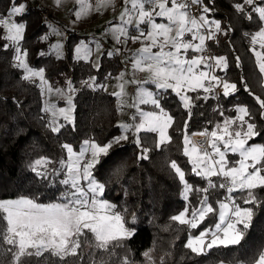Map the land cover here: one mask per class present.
<instances>
[{
	"label": "snow or ice",
	"instance_id": "obj_1",
	"mask_svg": "<svg viewBox=\"0 0 264 264\" xmlns=\"http://www.w3.org/2000/svg\"><path fill=\"white\" fill-rule=\"evenodd\" d=\"M55 2L59 6L62 0ZM76 2L81 6L75 13L77 19L82 18L86 9L93 7L87 0ZM214 2L211 0L212 4ZM115 3L116 0H96L95 10L99 12L101 8L109 7L114 10ZM123 5L119 22L115 25L110 23L105 33L110 34L115 44L122 47L114 48L106 55L124 54L123 48L129 43L141 45L126 60L131 64V78L125 79L126 72L115 77L119 91L113 95L119 100L120 111L129 107L139 112V122H135L138 117L133 115L131 119L134 123L122 122L119 127L125 133L134 134V142L141 153L138 159L144 160L148 159L151 149L142 145L139 133H156V147L159 148L171 143L168 130L175 123V118L161 107L159 94L149 91L144 85L152 84L165 91L171 89L179 97L183 108L188 110L189 117L193 97L188 92L203 90L205 95H198L197 98L206 100L213 94L216 99L221 95L229 97L239 89L236 83L215 75L217 67L227 68V58L206 54V41L218 42V34H227V31L219 20L209 18L208 14L215 9L205 4L204 0H123ZM9 6L10 13L6 11L0 14V28L5 32L3 39L16 46L15 66L23 69L25 74L22 78L34 83V78L38 77L42 92L65 97V90L53 88L45 79L44 70L30 67L28 52L21 51L20 41L24 39L26 25L13 17L22 16L26 12V4L20 0H9ZM193 6H196V12ZM233 7L249 21L254 17L258 20V30L250 34L251 50L258 72L264 74V0H240ZM158 19L160 22H157ZM52 33L62 35L55 27ZM186 36L190 38L185 39ZM43 39L47 40L48 37ZM257 44L259 50L255 47ZM51 48L57 59L64 58L62 43L53 44ZM189 50L195 55L189 57ZM93 51H101L100 42L96 43L95 50L81 42L75 47V59L89 60ZM239 60L237 56L238 66ZM93 66L99 68L98 60ZM137 73H144V79H137ZM67 83V92H74L71 81ZM85 83L91 87L95 78L90 77ZM243 83L245 91L250 93L247 82ZM128 84L136 86V94L131 102L127 99ZM254 99L259 106V116L264 121V99L260 95H255ZM67 103L68 108L57 109L54 104L44 107V111L52 115L47 127L54 133H59L64 127L58 122V115L74 124L71 114L74 105L70 95L67 96ZM142 104H151L157 110L144 112L139 108ZM235 112L234 117H226L222 123H216L213 130L205 128L191 136L187 132L188 122L183 124V154L189 157L192 173L205 180L206 187L190 184L185 179V171L176 161H171L169 165L183 185L185 201L189 200L190 193L199 194L195 205L189 202L183 211L170 219L192 230L199 228L210 216L215 218L198 235L189 232L184 247L197 255H205L213 249L240 246L253 226L255 209L264 204V198L258 195L259 190H264V143H250L257 137L264 139V127L256 123V114L248 106L237 105ZM220 115L224 116L223 111H220ZM196 135L204 139L196 142L192 139ZM127 140V134L114 137L104 144L85 140L79 152L71 144H63L61 147L66 150L67 158L59 161V172H63L65 178L59 183L65 186V191L58 202L44 204L25 196L0 199V251L11 253V264H26L29 258L39 259L45 253L57 258L60 264L68 257L74 258L75 264H84L86 253L87 264H138L127 248V241L135 235V229L127 226V210H118L116 204L103 198L105 184L98 182L93 175V169L100 163L101 157L108 156L114 145ZM230 155L234 159H229ZM52 163L49 158L41 157L30 167L38 176L47 178L50 174L48 165ZM59 172L52 169L51 174L58 175ZM213 177L217 179L214 181ZM217 189H223L224 194L217 197L214 207L209 201L211 192ZM135 222L133 215L131 223ZM117 249H124L125 254L118 255ZM143 257L147 264H155L150 251H145ZM247 264H264V250L259 252L258 257L248 260Z\"/></svg>",
	"mask_w": 264,
	"mask_h": 264
},
{
	"label": "trees",
	"instance_id": "obj_2",
	"mask_svg": "<svg viewBox=\"0 0 264 264\" xmlns=\"http://www.w3.org/2000/svg\"><path fill=\"white\" fill-rule=\"evenodd\" d=\"M236 2L240 0H215L214 4L211 0H204L205 4L215 9L208 15L219 20L227 31V34H218V42L206 41L212 56L227 58V68L217 67L215 73L236 83L239 91L229 97L221 95L219 99L213 94L206 100L197 98L198 95H205L203 90L188 92L193 97L189 117L179 97L167 90L162 103L175 118V123L169 129L172 141L157 148L156 133H139L142 145L151 149L148 159L144 160L138 159L141 153L134 142V134L125 133L119 127L115 96L100 87L122 69L117 54L108 56L105 50L100 56L99 68L94 67L90 60H77L73 57L72 41L81 35L73 32L68 34L65 41L64 58L57 59L48 51L49 37L43 39L47 32V24L43 21L47 9L32 5L22 16L15 17L26 25L20 48L28 52V64L42 68L46 79L53 85L66 87L67 82L71 81L75 89L71 93L74 124L64 122L60 132L54 133L47 127L49 121L43 108L40 87L36 81L30 83L22 78V70L15 66V51L3 39V28H0V199L25 196L44 204L60 201L65 186L59 181L65 175L59 172V161L67 158V152L61 146L71 144L77 151L85 140L104 144L114 137L127 134V141L114 145L108 156L101 157L100 163L93 169V175L98 182L105 184L103 197L116 204L118 210H127V226L135 229V235L127 241V248L138 264H147L143 257L145 251H150L155 264H238L240 261L247 264L251 258L258 257L264 249V204L255 209L253 226L240 246L213 249L205 255H197L184 247L191 230L170 219L189 202L195 205L199 199V194L190 193L189 200L185 201L183 185L169 166L171 161H176L185 171V179L194 187L207 186L205 180L192 173V165L183 154L182 128L185 121L188 122L189 135L205 128L213 130L216 123H222L226 117H234L236 106L242 104L256 114V123L264 127L258 103L254 99L255 95L264 99V78L258 72L250 35L258 30L259 23L255 17L249 21L237 13L233 7ZM9 8V0H0V14L8 12ZM237 56L240 58L239 66ZM90 77L95 78L91 87L85 83ZM245 81L250 93L245 91ZM220 111L224 116L220 115ZM250 143H264V139L257 137ZM41 157L54 162L48 165L50 174L47 178L38 176L30 167ZM229 159L234 157L230 155ZM52 169L59 174L52 175ZM216 179L213 177L214 181ZM212 192L218 197L224 194L223 189ZM258 195L264 198V190H259ZM133 215L135 224L131 223ZM117 253L122 256L125 250L117 249ZM11 260V253L0 251V264H11ZM87 261L86 253L84 264ZM26 264L60 262L45 253L39 259L29 258ZM63 264H75L74 258L68 257Z\"/></svg>",
	"mask_w": 264,
	"mask_h": 264
},
{
	"label": "rangeland",
	"instance_id": "obj_3",
	"mask_svg": "<svg viewBox=\"0 0 264 264\" xmlns=\"http://www.w3.org/2000/svg\"><path fill=\"white\" fill-rule=\"evenodd\" d=\"M21 2L26 4V9H27V7L32 6V5L42 6V7L47 9L46 13L48 14V16L44 15L43 21H45L47 24L46 36L49 37L48 51L51 52L54 56H56V54H55V51L51 48V46L53 44L58 43V42L65 45V41L68 38V34H72L73 32L81 35V37H79V38L75 37L74 40L72 41L73 42L72 53H73L74 58H75V47L77 45H79L81 42L88 44V46L90 48H92L93 50H95L97 42H100V44L102 45V42L107 41L108 39H110V45H109L110 47H112L114 49V46H117L115 44L114 40L112 39L111 35L110 34L106 35L105 33H106L107 29L109 28L110 23L112 25H115L118 23V22H115L114 20L115 19L118 20L120 12L122 11V9L124 7L123 0H116L114 10L110 7L107 9L101 8L99 12L95 10L96 0H87V3L92 4L93 7L91 10L86 9L82 18H79V19H77L75 13L80 10L81 6L79 4H77L76 0H62V2L60 3L59 6L56 4L55 0H23ZM8 12L10 13V8H9ZM209 18L213 19L210 16H209ZM13 19H15V17H13ZM157 22H160V20L158 19ZM53 27L58 29L59 32L62 33V35H54L52 33ZM3 33L5 35L4 30H3ZM44 37H45V35H44ZM196 42L198 43V41H196ZM7 44H8V46L12 47L15 51L16 46L14 44H12L11 41H7ZM140 46L141 45L139 43H132L130 45H127V49L132 48V49H134V51H136ZM255 47L257 50H259V44H257ZM112 48L109 49L108 52H111ZM103 52H104V49L102 48V46H101V51L99 53L93 51V55L89 59L92 62V64L97 60L99 62L100 56L102 55ZM63 55H65V47L63 48ZM193 55H195V53ZM14 61L16 64L17 63L16 59ZM32 68H34L36 70L42 69V68H35V67H32ZM21 70H22L23 75H24L25 73H24L23 69H21ZM121 72H125V71L123 69H121L117 74L111 76L110 80L105 82V85H104L105 90L107 92L111 93L112 95L114 92L119 91V89L117 88L118 81L115 79V77H117ZM44 75H45V73H44ZM262 75L264 78V74H262ZM131 76H132V69H131V64H130V71H129V73H126L125 79H130ZM144 76H145L144 73H137L136 74V78L140 79V80H143ZM45 79H46V77H45ZM46 80L52 85L53 88L64 89L66 96L61 97L55 93H52L49 95L45 92H42V89L40 88L41 92H42V98H43V108L45 107L46 104H54L57 109L68 108L69 105L67 103V96L70 95L72 97V94L67 92L68 85L66 87H63V85H59V84L53 85L48 79H46ZM34 81H36L37 84L39 85V78L38 77L34 78ZM144 87L147 88L149 91H152L154 93H158L159 98H160L161 107H163L165 109V111L169 112L167 107L164 106L162 103V98L167 91L158 89V88H156L155 85H152V84H146V85H144ZM131 88H133V90H131ZM126 91L128 93L127 99L129 100V102H131V98L136 94V86L132 85V84H128V85H126ZM171 92L174 93L172 90H171ZM72 101H73V99H72ZM115 102H116V105L118 108L119 100L116 96H115ZM180 103L182 105L181 101H180ZM139 108L141 110H143L144 112L157 110L151 104H142V105H139ZM127 109H129V107H125L123 109V111H120L118 109V113H119L118 123H119V125L122 122L125 123L124 118L126 116ZM132 109L134 110L133 115H136L138 117L137 121H135V122H139V112L135 108H132ZM45 113L48 117V121H50L52 119L51 113L50 112H45ZM71 114L73 116V111ZM57 120L61 124L66 122L63 120V117L59 116V115L57 116ZM130 123H134V121L132 120V122H130ZM122 131H124V130L122 129ZM168 132H169V130H168ZM130 133L133 134L132 132H130ZM197 136H199V135L194 136L193 140L196 142L201 141L202 140L201 136H199V139L197 138ZM156 139L158 140L157 134H156ZM82 147H84V144L81 145V147L77 150V152H79V150ZM188 161L190 162L189 157H188ZM182 196H183V193H182ZM217 197L218 196H214L213 192H211L209 202H212L214 207H216V204L214 203V201L217 199ZM10 199H15V198H10ZM214 219H215L214 217L210 216V218L207 220L208 225L210 223L214 222ZM196 231H198V229H192L191 234L195 235Z\"/></svg>",
	"mask_w": 264,
	"mask_h": 264
},
{
	"label": "built area",
	"instance_id": "obj_4",
	"mask_svg": "<svg viewBox=\"0 0 264 264\" xmlns=\"http://www.w3.org/2000/svg\"><path fill=\"white\" fill-rule=\"evenodd\" d=\"M193 11L194 12H196V6H193ZM196 14H199V13H196ZM45 16H48V14L47 13H45L44 14ZM117 20V19H116ZM102 48L105 50L106 48H108V46L106 45V43L105 42H102ZM208 49V48H207ZM123 52H124V54H117V56H118V59H119V62H120V64H121V66H122V69L125 71V72H127V73H129V71H130V63H126V60H127V58L131 55V53L132 52H135L134 51V49H132V48H128V49H123ZM206 54H210L211 55V53L209 52V50H208V52L206 53ZM126 69H127V71H126ZM215 75H217L216 73H215ZM217 76H219V75H217ZM220 77V76H219ZM90 80V78H88L86 81H89ZM107 80H109V78L107 79ZM85 81V82H86ZM132 90V89H131ZM216 91H219V89H217ZM71 93H73V92H71ZM133 113H134V110L132 109V108H129V109H127V112H126V117H125V123H130L131 121H132V116H133ZM211 130V129H210ZM209 130V131H210ZM202 138V140L204 139L203 137H201ZM192 139H193V137H192ZM224 191V190H223Z\"/></svg>",
	"mask_w": 264,
	"mask_h": 264
},
{
	"label": "crops",
	"instance_id": "obj_5",
	"mask_svg": "<svg viewBox=\"0 0 264 264\" xmlns=\"http://www.w3.org/2000/svg\"><path fill=\"white\" fill-rule=\"evenodd\" d=\"M115 22H119L118 20H114ZM112 22V21H111ZM190 38V36H186L185 37V39H189ZM103 42H105L106 43V45L108 46V48H106L105 50H109V49H111L112 47H110L109 45H110V39H108L107 41H103ZM130 44H132V43H129L128 45H130ZM117 47H122V46H120V45H117V46H114V48H117ZM123 49H127V46H126V48H123ZM104 50V51H105ZM114 49L112 48V51H113ZM194 53L191 51V50H189V52H188V56L189 57H191L192 55H193ZM202 68H203V65L201 66ZM127 73V72H126ZM132 90H133V88H131ZM219 91H220V89H219ZM134 114V113H133ZM190 136H191V134H190ZM206 226H208V221L207 220H205V222L203 223V224H201L200 225V227L199 228H197L198 229V231H196L195 232V235H197V234H199V232L201 231V230H203Z\"/></svg>",
	"mask_w": 264,
	"mask_h": 264
},
{
	"label": "bare ground",
	"instance_id": "obj_6",
	"mask_svg": "<svg viewBox=\"0 0 264 264\" xmlns=\"http://www.w3.org/2000/svg\"><path fill=\"white\" fill-rule=\"evenodd\" d=\"M197 138L199 139V136H197Z\"/></svg>",
	"mask_w": 264,
	"mask_h": 264
}]
</instances>
